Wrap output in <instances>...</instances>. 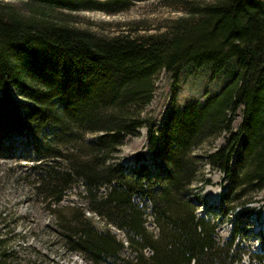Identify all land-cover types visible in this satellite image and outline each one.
Instances as JSON below:
<instances>
[{
	"label": "trees",
	"instance_id": "trees-1",
	"mask_svg": "<svg viewBox=\"0 0 264 264\" xmlns=\"http://www.w3.org/2000/svg\"><path fill=\"white\" fill-rule=\"evenodd\" d=\"M131 2L0 0V151L13 152L18 138L32 140L35 193L55 216L67 251L94 264H264V249L244 261L246 223L218 241L222 217L212 209L201 214L203 197L193 194L200 181L210 182L209 166L229 181L221 216L238 208L244 218L262 216L264 206L248 205L264 190V0H171L184 15L153 33L103 35L71 23L78 9L117 12ZM233 60L234 75L217 95L172 109L161 126L143 117L162 72L176 86L185 69L208 67L217 76ZM142 128L155 169L139 153L126 171L114 160ZM45 129L52 133L42 137ZM223 134L227 142L205 160L195 154ZM80 185L104 229L81 207L61 206Z\"/></svg>",
	"mask_w": 264,
	"mask_h": 264
},
{
	"label": "rangeland",
	"instance_id": "rangeland-1",
	"mask_svg": "<svg viewBox=\"0 0 264 264\" xmlns=\"http://www.w3.org/2000/svg\"><path fill=\"white\" fill-rule=\"evenodd\" d=\"M19 4L21 0H3ZM69 2L82 7V3L95 1L103 5L106 0H68ZM129 7L117 12L105 11L103 9L84 10L78 9L72 12L71 23L76 27L88 29L93 32L111 35L119 31L131 32L139 30L140 33H153L167 21L183 16L171 5V0H133ZM200 2H211L212 0H197ZM237 64L233 60L228 69L217 76L210 73L208 67L198 69H185L180 75V80L173 86L170 75L164 71L158 77L152 102L147 106L143 117L152 119L157 126H161L168 113L172 109L185 108L193 103L202 104L205 99L217 95L227 82L233 77ZM18 99V94L13 93ZM26 102V100H23ZM242 122V111L240 110L233 123V130L237 131ZM52 132L50 129L42 131L41 136L46 137ZM228 134H223L215 141H212L202 148L195 150L198 157L205 160L206 153L213 152L227 142ZM92 135L88 141H93ZM16 149L13 152L8 150L0 151V261L3 264H94L88 258L79 253L69 252L63 246L58 235L56 218L46 203L36 195L33 188V179L36 176L35 154L33 143L30 138H18L14 143ZM149 138L147 128L140 129L139 133L128 136L120 152L117 154L118 164L125 167L126 171L137 165V155H145L143 163L148 164L152 170V155L149 152ZM205 178L209 183L202 181L193 189V194H199L203 200L199 203L201 214L215 210L216 214L222 217V223L218 225L216 238L218 241L227 239L239 223L247 224V233L240 239L243 248L244 261H249L253 252H260L264 249V209L261 212L262 221L257 224L258 215L254 213L248 218L243 216V208L236 209L228 216H221L219 207L221 196L229 189V181L218 169L205 167ZM85 187L80 185L77 189L68 192L61 206L76 205L81 207L86 215L98 229H104L107 225L98 216L89 212L88 203L81 195ZM257 203L248 205L250 208L259 210L264 206V190L255 196ZM136 202L142 199L137 197ZM143 204H148L144 202ZM211 213V217H215ZM69 218V213L65 212ZM151 221V218L149 219ZM153 229L151 223L148 224ZM119 239L126 241V233L111 226L109 228ZM126 249L122 256H130Z\"/></svg>",
	"mask_w": 264,
	"mask_h": 264
}]
</instances>
